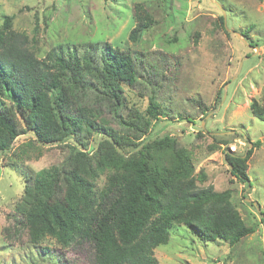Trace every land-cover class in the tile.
<instances>
[{
	"label": "rangeland",
	"instance_id": "rangeland-1",
	"mask_svg": "<svg viewBox=\"0 0 264 264\" xmlns=\"http://www.w3.org/2000/svg\"><path fill=\"white\" fill-rule=\"evenodd\" d=\"M138 4L154 24L132 42ZM5 17L29 37L41 60L55 51L81 56L94 45H108L133 57L138 78L120 85L118 115L103 109L95 128L84 124L77 139L42 146L25 133L10 151L0 152V264H95L88 245L62 248L54 240L31 239L18 208L25 187L43 169L75 172L97 190L106 184L110 160L120 154L143 153L151 165L170 172L176 151L190 157L200 189L231 193L255 232L231 246L204 242L176 224L168 243L155 250L159 264H264V0H0V29ZM0 96L21 123L15 105ZM136 117L146 121L144 134L129 127ZM165 137L169 143L159 145ZM249 152L248 181L241 182L225 158L244 159Z\"/></svg>",
	"mask_w": 264,
	"mask_h": 264
},
{
	"label": "trees",
	"instance_id": "trees-1",
	"mask_svg": "<svg viewBox=\"0 0 264 264\" xmlns=\"http://www.w3.org/2000/svg\"><path fill=\"white\" fill-rule=\"evenodd\" d=\"M134 18L129 40L137 42L154 21L141 4L136 5ZM11 20L5 17L0 29V94L15 105L21 123L0 96V152L10 151L25 133L33 134L42 146L77 139L84 124L95 128L107 107L118 115L120 85L131 86L138 78L130 54L94 45L81 56L61 50L41 60L29 37L13 30ZM98 51L100 56L93 53ZM81 98L91 104L80 103ZM150 110L156 118L155 108ZM134 122L129 127L142 131L146 126L141 117ZM169 141L165 137L158 144L166 146ZM176 153L177 166L170 172L151 165L143 153L138 158L120 154L110 160L106 184L97 190L75 172L43 169L33 186L25 187L23 207L18 208L29 223L31 239L36 244L54 240L62 248L88 245L95 264H159L155 250L168 243L176 224L185 225L204 242L221 240L231 246L253 234L231 193L215 192L212 186L200 189L190 157ZM249 156L250 152L244 159L230 154L225 158L241 182L248 181Z\"/></svg>",
	"mask_w": 264,
	"mask_h": 264
}]
</instances>
